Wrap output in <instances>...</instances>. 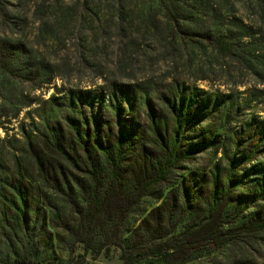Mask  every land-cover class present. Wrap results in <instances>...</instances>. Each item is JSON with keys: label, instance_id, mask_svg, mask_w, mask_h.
<instances>
[{"label": "trees", "instance_id": "trees-1", "mask_svg": "<svg viewBox=\"0 0 264 264\" xmlns=\"http://www.w3.org/2000/svg\"><path fill=\"white\" fill-rule=\"evenodd\" d=\"M157 4L168 31L159 57L150 49V64H134L147 54L128 55L125 34L114 72L48 99L26 93L53 85L57 65L0 36V97L11 101L0 104V129L38 106L20 138L0 143V255L264 260V22L207 0Z\"/></svg>", "mask_w": 264, "mask_h": 264}, {"label": "rangeland", "instance_id": "rangeland-1", "mask_svg": "<svg viewBox=\"0 0 264 264\" xmlns=\"http://www.w3.org/2000/svg\"><path fill=\"white\" fill-rule=\"evenodd\" d=\"M207 1L246 20L264 22V0ZM152 24L158 28L152 29ZM125 34L132 37L128 55L141 46L145 52L159 50L155 58L159 57L168 31L157 0H0V36L21 41L36 58L57 65L61 76L48 89L26 93L31 98L48 99L63 86L85 87L100 83L102 72H114L119 66ZM150 52H146L147 56L133 55V63L142 68L150 64ZM200 85L208 89V83ZM20 90L22 87L17 85L15 91ZM25 90L29 91V87L25 86ZM3 93L11 100L16 95ZM8 102L11 101L5 102L0 97V104ZM37 107L35 104L25 109L19 118L5 123L0 129V143L7 135L20 138L21 124L29 122V114L35 116ZM78 252L77 249L75 257ZM59 254L64 260L70 257L67 251L59 250ZM228 255L225 251L190 264H232ZM0 264H16L15 257L4 253L0 255ZM259 264H264V260Z\"/></svg>", "mask_w": 264, "mask_h": 264}, {"label": "crops", "instance_id": "crops-1", "mask_svg": "<svg viewBox=\"0 0 264 264\" xmlns=\"http://www.w3.org/2000/svg\"><path fill=\"white\" fill-rule=\"evenodd\" d=\"M120 255L121 253L117 249L109 254L103 253L97 258L88 255L84 264H123Z\"/></svg>", "mask_w": 264, "mask_h": 264}]
</instances>
